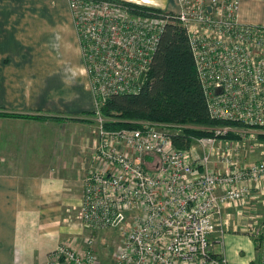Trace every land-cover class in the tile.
<instances>
[{
  "label": "built area",
  "instance_id": "1",
  "mask_svg": "<svg viewBox=\"0 0 264 264\" xmlns=\"http://www.w3.org/2000/svg\"><path fill=\"white\" fill-rule=\"evenodd\" d=\"M203 1L179 0L184 6L177 16L169 13L154 19L150 13H136L135 7L118 0H69L83 44L84 71L93 94H97V110L99 103L104 104L113 94L139 91L141 73L150 69L159 32L169 20H178L186 26L198 24L188 32L210 114L264 125V119L250 121L244 105L252 96L248 83L256 89L252 102L264 99V30H244L231 24L234 36L262 46L257 50L242 47L240 50L248 53L212 58L213 46L201 38ZM226 1L211 3L223 4L221 13L231 18V11L239 8L234 2L226 5ZM189 11L192 13L186 19ZM221 24L216 22L215 26ZM238 87H245L244 93ZM218 88L224 89L223 94H217ZM238 95L244 101L236 104ZM258 107L255 104V109ZM96 116L93 151L98 167L85 178L76 219L82 230L91 232L122 225L123 239L112 264H229L214 252L212 235L221 229L223 209L243 206L253 189L264 183V161L242 164V146L219 147L216 138L202 140L208 150L204 156L192 158L175 145L170 133L151 122L138 128L109 130L102 115L98 112ZM226 132L220 129L217 134ZM214 162L222 163L224 170L210 167ZM132 210L135 213L129 215ZM83 241L80 247L62 242L50 253V264H104L95 249V238L90 235Z\"/></svg>",
  "mask_w": 264,
  "mask_h": 264
},
{
  "label": "crops",
  "instance_id": "2",
  "mask_svg": "<svg viewBox=\"0 0 264 264\" xmlns=\"http://www.w3.org/2000/svg\"><path fill=\"white\" fill-rule=\"evenodd\" d=\"M127 1L176 9V0ZM240 17L264 24V0H242ZM83 61L69 0H0V113H37L36 120L0 118L13 153L0 150V264H48L62 242L80 247L90 235L102 260L109 254L103 231L82 230L76 219L86 174L98 167L96 122L88 114L96 106ZM257 160L264 158H240ZM221 223L214 252L229 264H261L264 183L243 206L227 205Z\"/></svg>",
  "mask_w": 264,
  "mask_h": 264
},
{
  "label": "trees",
  "instance_id": "3",
  "mask_svg": "<svg viewBox=\"0 0 264 264\" xmlns=\"http://www.w3.org/2000/svg\"><path fill=\"white\" fill-rule=\"evenodd\" d=\"M131 6L136 13L146 11V8ZM98 112L109 130L140 127L142 119L167 124L211 123L209 104L197 74L187 30L174 20L166 22L139 91L113 94L98 110L96 106V110L88 114L95 119ZM111 118L114 120L108 121ZM207 134L185 129L171 135L175 145L183 149L189 147L192 135Z\"/></svg>",
  "mask_w": 264,
  "mask_h": 264
},
{
  "label": "rangeland",
  "instance_id": "4",
  "mask_svg": "<svg viewBox=\"0 0 264 264\" xmlns=\"http://www.w3.org/2000/svg\"><path fill=\"white\" fill-rule=\"evenodd\" d=\"M118 1L125 2L128 5L140 6V7L146 8L145 12H147L148 14L150 13V15L154 17V19H162L163 15H166L169 13H172L173 16H177L180 12V9H183V6H184L183 3L182 4L179 3V0H176V9H173V10L171 8L161 7L159 4H154V3L146 2V1H141L142 3H135V2L127 1V0H118ZM231 2H234L237 8H239L234 11H231V18H228V17L226 18L221 13L224 7L223 4H219V5L212 4L211 0L210 1L205 0L202 3V6H201V38L204 39L205 44L207 45L211 44V47L213 46V51L210 55L212 58L214 56H223L225 54H230L232 52L241 53L243 52L240 50L242 47H247L250 50H257L259 47L262 46V44L259 42L252 43L249 40L238 38L233 35L231 30H229L230 27H234V26L241 27L244 30H250V31L264 30V24L262 23H246L241 19L240 9L242 5V0H227L226 5H230ZM180 5H181V8H180ZM205 9L210 11V13H206L204 11ZM191 13L192 11H189L185 15V18L188 19ZM175 21L178 22L180 25H182L187 30L190 47L193 50L191 46V34L188 31L189 29L195 30V27L198 26V24L193 25V26H190L191 24H187L186 26L184 23H181L178 20H175ZM216 22H223V25L221 24V26L217 27L215 26ZM165 24L163 26V29L165 27ZM231 24H233L234 26H231ZM162 32L163 30L159 32V37L161 36ZM80 44L82 46L81 54L84 57V51L82 53L83 44L81 42ZM243 53H248V52L245 51ZM83 62H85V59ZM240 68H241V72L243 73L244 65L241 64ZM143 72H146V75L148 74V71L144 70L142 71V73ZM124 75L126 74L124 73ZM139 83H140V79H139ZM201 86H202V82H201ZM246 86H247L248 91L252 93L250 101L244 102V105L247 107V110L250 112L249 117L251 119L249 120L250 121L254 120L256 122H259V119L260 120L264 119V113H262L261 111V110H264V99L258 102H252V97L254 93L256 92L255 86L250 83L246 84ZM202 89H203V86H202ZM244 89L245 87L237 88V90H241L242 93H244L243 92ZM223 92H224V89L222 88L217 89L218 95L223 94ZM236 93L238 94V92ZM94 94H93V97H94V102L96 106V103H97L96 95L97 94H95V96ZM237 97L239 101L236 100V104L238 102L241 103L242 101H244V98L242 96L238 95ZM107 100L108 98L105 100V102ZM255 104H258L260 107L255 109ZM102 105L103 104L99 103V107H101ZM251 107H253L254 110H252ZM1 110H6V109L0 107V111ZM2 114H4V116H0V118L14 117V119L21 120V118H25L26 120H28V119H35V117H37L36 112L27 113V114L17 113L16 116H7V112H3ZM210 116H211L210 118L212 122L208 124L196 123V122H189V123H182V124H167V123L155 122V121L146 120V119H142L141 121H139V124H142L143 122H151L157 125L158 129H161L164 132H168L170 134L182 133L185 129L192 130L198 133L203 132V131L208 132L207 135H202V136L192 135L191 136L192 141L189 147L183 148L185 151H188L190 155L193 157H196V156L202 157L205 155L206 151L208 150L209 147L208 146L205 147L201 142L202 140L208 139V138H216L217 140L216 145H218L219 147L227 146L230 144H234L235 146H242V148L239 147L241 148L240 158H264V138H261V135L262 134L264 135V127H263L264 125L254 124L251 122H245V121H240V120H228V119L215 118L211 114ZM109 120H114V118L108 119V121ZM91 121L93 122L95 120L91 119ZM18 129H20V126H18ZM220 129H226L227 132L224 134H217L218 130ZM6 132L8 131H5L4 129L3 134L0 135V143L1 142L3 143V144L2 143L0 144L1 154L13 157V153L11 154L10 151L7 150L8 147L10 146L8 144L9 142L5 141V140H9L7 139L8 136L5 134ZM9 135H12V134L10 133ZM35 143H37V140H35ZM95 145H96V141H94L93 147H95ZM18 146L19 144L16 142V140L13 141V144H12L13 149L14 147H18ZM132 213H135V210L130 211L129 215ZM123 225L126 226L125 224ZM121 226L122 225H119L117 227H110L108 229L102 230L103 232L101 233L100 238L106 239L104 240V242L102 241V244H107L108 250L106 251H109L108 256H105L106 258L103 259L105 264H109V262L111 261V252H114L115 250L118 249V246L121 240L123 239L124 232ZM50 261H51V258L49 259L48 264H50Z\"/></svg>",
  "mask_w": 264,
  "mask_h": 264
},
{
  "label": "water",
  "instance_id": "5",
  "mask_svg": "<svg viewBox=\"0 0 264 264\" xmlns=\"http://www.w3.org/2000/svg\"><path fill=\"white\" fill-rule=\"evenodd\" d=\"M146 77V72H143L140 76V83H143Z\"/></svg>",
  "mask_w": 264,
  "mask_h": 264
}]
</instances>
